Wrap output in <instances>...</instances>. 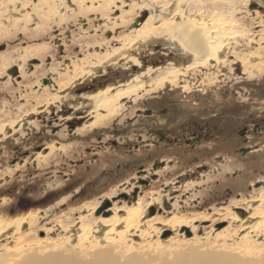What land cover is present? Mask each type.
Here are the masks:
<instances>
[{
    "label": "rangeland",
    "instance_id": "obj_1",
    "mask_svg": "<svg viewBox=\"0 0 264 264\" xmlns=\"http://www.w3.org/2000/svg\"><path fill=\"white\" fill-rule=\"evenodd\" d=\"M20 1L13 10L0 0V58L8 59L0 60V225L8 228L0 234V264H26L30 252L47 259L64 247H71L68 252L81 264L96 249H112L102 239L106 228L89 235L98 242L89 251L75 248L74 236L67 241L64 237L74 232L71 226L79 227V217L97 219V210L106 205L102 209L110 218L115 208L158 194L160 202L147 207L140 218L152 221L150 229L141 227L142 236L126 235L120 244L126 251H115L121 263L132 255L143 264H162L185 259L192 249L201 255L220 253L237 264H264L263 236L257 235L264 228L249 229L260 224L261 212L251 215V210H260L264 199V132H252L254 122L259 131L264 127V41L259 40L264 37V0H105L104 4L64 0L65 6L54 15L32 10L41 0H28L24 7H19ZM143 12L147 16L142 22L151 15L164 19L176 14L178 23L200 18L209 28L218 25L213 29L219 35L238 29L239 37L218 53L221 62L209 61L208 67L179 76L173 89L164 85L142 98L124 97L115 118L86 128L95 120L84 107L87 96L106 88L112 93L135 78L145 82L163 67L189 63L173 58V52L165 55L159 44L129 49L128 57L137 63L106 62L105 56L134 39L131 32L142 23L136 20ZM234 22H239L238 28ZM160 23L156 20L155 27ZM258 49L262 54L255 52ZM96 56L106 60L103 71L55 92L60 74L80 61L94 63L91 58ZM241 57L251 65L260 62L261 72L247 75L238 61ZM45 79L48 83L43 85ZM56 94L58 101L46 102ZM220 108L238 118V129H250L241 141L233 137L224 144L200 142L194 149L185 143L159 147L156 137L143 129L145 122L159 124V110L164 109L168 114L163 123L177 122L166 134L180 143L185 137L179 124L184 117L193 116L198 123L195 114ZM146 111L151 115L137 123ZM239 147L247 148V153L235 154ZM92 206L95 209L90 210ZM261 210L264 213V203ZM34 214L37 220L31 226L23 222L15 231L17 221ZM116 215L123 217L124 212ZM174 216L178 219L170 220ZM121 227L122 223L112 235ZM226 230L228 236L213 241L217 232ZM248 231L249 238L239 241ZM27 247L31 251L23 253ZM20 251L22 255L17 254Z\"/></svg>",
    "mask_w": 264,
    "mask_h": 264
},
{
    "label": "bare ground",
    "instance_id": "obj_2",
    "mask_svg": "<svg viewBox=\"0 0 264 264\" xmlns=\"http://www.w3.org/2000/svg\"><path fill=\"white\" fill-rule=\"evenodd\" d=\"M18 1L19 0H6V3L8 5H10L12 7V9L14 10L15 9L14 4ZM77 1H79V0H71V2L79 3ZM93 1L94 0H91V2H93ZM101 1L103 2L102 4H104L106 2L105 0H101ZM27 3H28V0H23V2L21 3V6H19V7H24ZM34 5L35 6L32 9L33 11L41 10L44 12L45 15H50V14L54 15L56 12H58L59 9H61V7L65 6V3H64V0H41V3L34 4ZM102 6L105 7V5H102ZM102 6H101V8H102ZM1 8H2V5H1ZM79 9H81V7H77L76 10H79ZM128 12L130 13L131 11H128ZM121 15H122L121 16L122 18L125 16L123 13ZM175 16H176V14H171V17L164 18V19L161 18V16H154V15L149 16L144 22H142L141 24L138 25L137 29L132 30L131 33H134V34H131L132 36L134 35L133 40L132 39L130 40V38H128L122 44L121 48L119 47V49H116V50L112 51L109 55L105 56L107 58V61L104 59L101 60V59L97 58V56H96L94 58H91V59L95 60L94 63L90 62V60H88V59L86 60L87 62L86 61H84V62L80 61L81 64H80V62H79V64H73L71 66L72 68L70 71L68 69H66V71L63 74L59 75V82H57V85H56L57 89H55L56 93H60V91L61 92L63 91V88H64L63 85H68V84L73 83L74 81H80L83 78L85 79L88 76L94 75L95 73H97L98 70H100V69L102 70V68L105 65H107V64H105L106 62L118 63L122 60H123V62L125 60H127L128 62L131 61L133 63H137V59L135 57H128L130 54L129 49H135V48H138L140 46L146 47V46H149L151 44H157V45L159 44L164 49L165 55L167 54V52H170V53L173 52L174 53L173 58H175V56H176V60H179V61L183 60V61L189 62V63H187V65H185L183 67L181 66V68L176 67V66H169L166 68L163 67L159 71H157V72L155 71L156 74L152 78L145 80V82L143 80H139V78H135L133 81L129 82L128 84L126 83L125 86H123L122 88L121 87L117 88L112 93H111L110 88H106V89H103L102 91H98L95 94L87 96L84 107H87L91 113H94L95 120L92 121L91 123H89L86 126V128H90V127L100 123V121L102 119H113V118H115V116L118 115V113L120 112V110L123 107L122 104L119 103V101H120V99H122L124 97L133 96L135 99L138 97L142 98L143 95H146L149 92H156L157 90L162 89V87L164 85L165 86H171V89H173L177 84V79L179 76L185 75L189 71L193 72V70L198 69V68H202V67L206 68V67H208L209 61H214L215 64L218 63L221 60L217 57L218 53H220L221 50L222 51L225 50V47H227L230 44V42L232 41L231 39H238L237 37H239V35L237 34V33H239L238 29L235 30L234 32L228 30V32L219 35L213 29V28L217 27L218 25H216L215 27L209 28L210 26H207V23L203 22L204 19H200V18L194 19L191 21H183L181 19L180 22L178 23V22L174 21ZM231 16H233V15H231ZM233 18H234V16H233ZM156 20L157 21L160 20V22H161L158 27H155V24H154ZM127 22L128 21H126V23ZM212 22H214V21H212ZM233 24L237 28L239 27V22H238V24H237V22H234ZM234 29H236V28H234ZM0 30H2L1 25H0ZM1 34L3 35V33L0 31V39H1ZM244 36H245V34L244 35L241 34V38L244 39ZM259 40L264 41V37L262 36V38H259ZM236 42L237 41H235V43ZM261 51L258 49L255 52L256 53L259 52L260 54H262ZM262 52H264V51H262ZM0 60H2V61L5 60L6 62H8V59L4 58V56H2L0 58ZM183 61L182 62L180 61V62L184 63ZM238 61L241 62V64H242V69H243L242 71L245 72L249 76L252 75V70L253 71L257 70L258 73L261 72V68H260L261 63L260 62H258L257 64L254 63L253 65H251V63L248 62L245 57L238 58ZM5 66H7V64ZM5 66L3 65V67H5ZM84 68L87 70L84 71L83 70ZM21 69H22V67H19V70H21ZM184 89H182L181 91L184 92ZM45 91H47V90L43 91L44 94H45ZM140 91H143V92L140 94L139 93ZM57 99H59V96L56 94L54 96H51L50 98H47L46 102L48 103V102H52L55 100L58 101ZM42 102H45V101H42ZM47 103H46V105H47ZM44 107H46V106H44ZM34 111H35V109H34ZM99 111H103V114H100ZM26 115H28V114H26ZM22 120H23L22 122H24L25 119L23 118ZM22 122L19 121V123H18L19 126H21ZM12 124H14V122ZM2 126L4 127L5 125H2ZM61 150H63V149H61ZM43 157L46 158L47 156H43ZM45 158H43V160H45ZM45 161H43V162H45ZM160 198L161 197L158 194V196L155 199H152V197L150 199V197H149L148 198L149 200H146V199H141V201L138 200L133 205H131L130 207L125 205L123 208H119V209L115 208L114 209V215L111 216L110 218H105V215L107 214V211H108L107 209L106 210L101 209L99 212L100 217L97 219H94V220L92 219V217L89 218L88 216L79 217V221H78L79 227L77 229H74L73 226H71L72 227L71 231H74V232H72V234H70L64 238L68 241L69 239L72 238V236H74L76 239V244L74 245L75 248L79 247V250L89 251V250H91V248L92 249L95 248L96 244L98 243L97 240L95 241L94 238H91L92 237L91 233L94 234V233H96V231L101 232L102 230H104L106 228L104 231L102 239L107 244L108 243L110 244L112 250L102 249V248L96 249L94 252H90V258L83 260L82 262H80L81 264H143L141 262V260H139V258L133 257L132 255H131L132 257L130 256L129 258H126V261L124 263H121L120 260L117 258L118 256L116 257L117 253L115 251H117V252L124 251V250L126 251V249L120 245L122 243L124 245V243H125L124 238L126 237V235H134V233H139V235L142 236L143 233H142V229H140V228L143 226L149 227L152 224L151 220L140 221V218L143 215V211L152 204L157 205L160 202ZM263 203H264V199H262L260 201V204H259L260 210H258V208H253L251 210L252 211L251 215H253L254 212L257 213L259 211V212H261L262 217L260 216L261 217L260 224L252 225L249 228L250 230L255 231L256 226L264 228V213L261 210ZM94 206H92L90 208V210L95 209ZM121 211L124 212V216L123 217H117L116 214L120 213ZM226 214L229 215V217H230L229 219L231 221L232 220L235 221V219H236L235 216L231 215L230 212L228 211V209L226 210ZM36 217H37L36 214H34V215H31L30 217L23 218L19 222L17 221L15 231L16 232L18 231L19 226L23 222H27L31 226L33 224V222L35 220H37ZM248 218H251V217H248ZM177 219L178 218L174 216L170 220L176 221ZM96 220L99 221L98 224H96V222H95ZM182 222L187 223L188 221H182ZM69 223H71V222H68V224ZM121 223L123 225V228L121 227L122 230L121 231H115L114 234L112 235L111 232H113L114 228L116 226L120 225ZM154 223H156V222H154ZM190 223H191V221H190ZM178 225H182V224H178ZM63 226H65V225H63ZM150 227H149V229H150ZM5 229L6 230L8 229L7 226L1 227V225H0V234H1V231L5 230ZM250 233H252V232L250 231ZM1 235H3V234H1ZM228 235H229L228 230H226L224 232L223 231L217 232L215 234V236L213 237V241L214 240L216 241L218 239V237H221V236L226 237ZM257 235L263 236L262 240L264 243V229L261 230L260 232H257ZM257 235H253V236L256 237ZM248 238H249V231L245 235L241 236L239 241H241L243 243ZM67 241L66 242L64 241L65 245L68 244ZM84 246H88L89 248L84 247ZM129 246H130V244H128V247ZM28 247L25 249L26 251H23V253L31 251V249H29ZM130 247H129V249H130ZM68 248L70 249L71 247H64L61 249V252H56L55 254H52L49 257H47V259H42V258L38 257L35 254V252H30L26 256L25 263L26 264H76V262H78V261H77L76 257L74 255H72V253L68 252L69 251ZM23 253L20 251L17 254L22 255ZM181 257L182 256H176V258H181ZM176 260L177 261L164 260L162 262V264H237L235 259H232V258L225 259V256L221 255L220 253H214L213 252V253H207V254L201 255V254H198L196 250H192V249H190L188 251L185 259H176Z\"/></svg>",
    "mask_w": 264,
    "mask_h": 264
},
{
    "label": "flooded vegetation",
    "instance_id": "obj_3",
    "mask_svg": "<svg viewBox=\"0 0 264 264\" xmlns=\"http://www.w3.org/2000/svg\"><path fill=\"white\" fill-rule=\"evenodd\" d=\"M219 110L221 111L218 112L213 110L211 113H206L204 115L195 114V119L198 120V123H196L193 116L184 117L179 123L181 131L185 135V137L181 139L180 143H178V139L173 138L172 136L170 137L166 134V130L172 128V126H174V124H176L177 122L171 123L170 125H168L167 121L163 123L164 117L168 114L166 111H164V109L159 110L158 115L161 117V122L159 124L157 123L154 127L150 124L149 126L148 123L145 122L143 123V129L145 133L149 131L150 134L156 137L157 141L155 142V144L157 143L156 146L159 147L163 146V144H167L171 148L173 147V145L180 146L185 143V145H190L191 149H194V147L199 145L200 142L224 144L230 141L229 139L233 137H236L237 139H239V141H241L240 138L246 136L245 134L250 132V129H246L245 126L238 129V118L235 115L231 114L232 116H235L231 119V115H228V113H224V108H220ZM63 113H65L66 115L65 111ZM69 113L71 114V112ZM150 115V111H146L144 115L139 116L138 119H136L137 123L141 122V118L144 119L146 117H149ZM131 121L132 120H129L127 123H132L133 121ZM252 128L253 133L264 132V127L259 131V125L256 122L252 124ZM103 133L104 132H101L99 136H96L97 134L95 136L100 139V135H102ZM138 137H140V135H138ZM99 142H101V140ZM148 145L149 144H145L144 146L148 147ZM246 149L247 148L239 147L238 149H235V154H237V152L240 154H245V152L247 153ZM154 164V168L156 169L158 163L155 162ZM159 164H162V161ZM140 172L144 173L145 169H140Z\"/></svg>",
    "mask_w": 264,
    "mask_h": 264
},
{
    "label": "water",
    "instance_id": "obj_4",
    "mask_svg": "<svg viewBox=\"0 0 264 264\" xmlns=\"http://www.w3.org/2000/svg\"><path fill=\"white\" fill-rule=\"evenodd\" d=\"M146 16H147V14L145 13V12H143L142 14H141V17H139L137 20H136V22H142L145 18H146ZM135 26V25H134ZM133 26V27H134ZM169 55H171V53H169ZM174 56V55H173ZM176 57V56H175ZM99 72V71H98ZM10 75H13L12 73H10V72H8ZM48 82H47V80L45 79V80H43L42 81V84L43 85H46ZM106 207V205H103V206H101L98 210H97V212H96V216L97 215H99V212H100V210L102 209V208H105Z\"/></svg>",
    "mask_w": 264,
    "mask_h": 264
}]
</instances>
